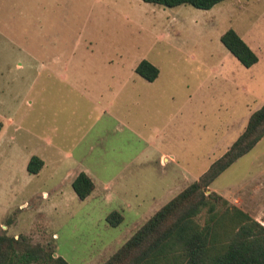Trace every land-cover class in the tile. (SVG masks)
<instances>
[{
  "label": "rangeland",
  "instance_id": "1",
  "mask_svg": "<svg viewBox=\"0 0 264 264\" xmlns=\"http://www.w3.org/2000/svg\"><path fill=\"white\" fill-rule=\"evenodd\" d=\"M54 21H69V31L96 56L101 53L96 66L103 67L106 55L108 68L122 69L123 79L135 76L138 104L119 117L133 119L136 136L98 110L85 114L87 103L77 94L72 98L61 89L52 101L49 90L36 87L49 82L40 66L50 61L49 45L45 53L35 52L36 34L42 38V23L50 29ZM228 29L241 31L259 65L244 67L222 45ZM263 35L264 0H227L209 10L141 0H0V112L14 122L0 136V233L27 236L68 264L106 261L244 131L248 112L264 101V81H256L264 63L257 44ZM144 60L159 74L149 86L135 71ZM17 62L23 68L15 69ZM87 119L109 126L98 124L95 136L85 138L83 156L69 157L63 148L52 154L61 142L53 139L52 125L69 130L73 140ZM19 151L41 156L45 168L23 174L13 167ZM81 166L95 184L84 201L71 186ZM263 169L264 137L209 191L239 197L257 210L258 197L251 203L249 191ZM67 173L75 176L68 181ZM112 212L122 216L116 227L107 220Z\"/></svg>",
  "mask_w": 264,
  "mask_h": 264
},
{
  "label": "trees",
  "instance_id": "2",
  "mask_svg": "<svg viewBox=\"0 0 264 264\" xmlns=\"http://www.w3.org/2000/svg\"><path fill=\"white\" fill-rule=\"evenodd\" d=\"M141 1L168 8L187 5L209 10L227 0ZM220 41L244 67L257 63V56L234 30L228 29ZM135 71L149 82L158 77V69L147 61H141ZM263 137L264 104L249 116L244 131L221 157L150 216L102 264H264V226L209 191L218 176ZM42 166L43 161L32 156L27 172L37 175ZM71 186L79 201L86 200L95 188L92 179L83 172ZM107 220L111 227H116L122 216L112 212ZM54 254L48 246L31 243L27 236H9L5 230L0 233V264H68Z\"/></svg>",
  "mask_w": 264,
  "mask_h": 264
},
{
  "label": "crops",
  "instance_id": "3",
  "mask_svg": "<svg viewBox=\"0 0 264 264\" xmlns=\"http://www.w3.org/2000/svg\"><path fill=\"white\" fill-rule=\"evenodd\" d=\"M51 25L53 26H51L50 29H47L45 24L42 23L41 33H43L42 35L43 37L41 38L40 32H38L36 34L37 37L35 38L36 46L38 47L36 48L35 52H37L38 49L37 53L40 54V52L42 51H44L45 53L46 46L49 45V59H50V61L44 60L40 66V68L43 70V73L46 74L47 77L49 76V82H45V84L42 85H36V87L42 91L43 89L49 90L50 98L52 101L55 100L53 96L55 95L56 97L57 92L61 89L66 90L67 95L69 97L75 96V94H77L83 102L87 103V106L85 107L86 108L85 114L88 113L93 114V110L95 111L98 110L103 116L108 117V119H112L115 122H120V124H122L125 127L128 133H130L131 135L135 134L136 136L137 125L135 126V131H134L133 119L130 118L125 121H121L119 117L120 115H122L124 111H127L126 109L131 108V110H133V107L135 108L138 104L139 96L137 97L138 95L137 87H139V84L134 80L135 76H132V72L128 76V78L123 79V77L120 75L122 69L116 71L114 69L108 68L110 61L107 60L106 55H102L103 67L100 68L99 66H96L94 63L99 58L101 59V53L99 56H96L94 51H92L93 47L90 46L91 51L86 47V40H83L80 37V35L77 37L73 35L69 31L70 28L69 21L62 22L61 24H58L57 21H54ZM46 31H48L50 35L44 37V33H46ZM234 31L246 43L244 39V35H242L241 31H238V29H234ZM159 37L164 38L166 36L159 35ZM257 44H259L258 49H260V52L263 56L262 59L264 60V35L260 37ZM26 57L27 56L25 54L23 59H25ZM45 58L48 57L46 56ZM103 59H106V61ZM259 63H261V59H258L257 63L251 66V68L257 64L259 65ZM21 68H23V62H17L15 65V69H21ZM263 74H264V63L262 62V66H260L259 71L257 73L258 80L256 81H258L259 83L263 82L264 79L261 80L262 78H264ZM250 79L252 81L253 79H255V76H253V78ZM154 81L149 82L147 86H149ZM147 86L145 87L147 88ZM19 89L22 91L29 90V89H25L22 86H19ZM6 90L11 91L12 89L10 87H7ZM263 104L264 101H261V103H259V105H257L255 109L249 111L247 118H249V116L256 110H258ZM2 105H4V103H0V108ZM74 106H76L78 110H81L84 107L81 104V102H77V104ZM90 108H92L93 110ZM0 121L2 122V129L0 131V136H1L7 133V130L5 129L11 127L14 122L11 120L9 116H6V114L2 112H0ZM98 124H100L101 127L103 128H107L109 126V123L106 121L101 123V121L99 120L97 123L93 124L89 122V119H87L86 123H84L83 125H78L76 131L78 133H76L75 139L72 140L70 138L71 132L69 130L64 132L59 127H57L56 123H54L52 125V130H51L53 139L55 140V142H57L58 139H60L61 142L57 143V145L54 146V150H52L53 151L52 154L57 153L59 150L63 148V149H68L66 155L69 157H71L74 154V152L75 155L77 154L78 156H83V154H81L82 148L79 147H81L84 144L86 137H89L90 135L95 136V133L98 131V126H97ZM63 141L66 142L65 146L63 145L64 144ZM58 144L63 146H59ZM229 147L230 145L226 147L225 152ZM88 149H91V146H89ZM32 156H36L43 161V166L39 171L40 173L45 168L46 165L42 157L38 156L36 153L33 152L27 153L25 155L24 153H21L19 151L18 157L14 161L13 167H18V170L20 172H22L23 174L26 173L28 174L27 163ZM71 169L72 168H69L67 172H69V170ZM79 170L83 171V173L88 175L87 168L81 166ZM70 176H75V175H73L72 173H67L64 179L67 178L69 181ZM88 176L92 179L90 175ZM257 176H258V181L254 182V184L252 185L253 187L252 190L249 191V197L251 203L254 202L252 200L258 197L257 203H259V205L257 206V210L252 208L251 205L247 206L246 203L248 202H244L243 199L239 197L223 196V194L221 195L231 204L239 207L241 210L245 212H248V214L253 219H255L262 226H264V169L261 170L257 174ZM212 191L215 192L214 190ZM245 209H249V211H246Z\"/></svg>",
  "mask_w": 264,
  "mask_h": 264
},
{
  "label": "water",
  "instance_id": "4",
  "mask_svg": "<svg viewBox=\"0 0 264 264\" xmlns=\"http://www.w3.org/2000/svg\"><path fill=\"white\" fill-rule=\"evenodd\" d=\"M209 192H207V194H208ZM55 256V255H54Z\"/></svg>",
  "mask_w": 264,
  "mask_h": 264
}]
</instances>
